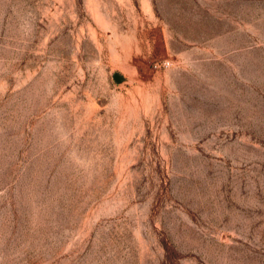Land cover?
Instances as JSON below:
<instances>
[{
    "label": "rangeland",
    "instance_id": "rangeland-1",
    "mask_svg": "<svg viewBox=\"0 0 264 264\" xmlns=\"http://www.w3.org/2000/svg\"><path fill=\"white\" fill-rule=\"evenodd\" d=\"M0 264H264V0H0Z\"/></svg>",
    "mask_w": 264,
    "mask_h": 264
},
{
    "label": "water",
    "instance_id": "water-1",
    "mask_svg": "<svg viewBox=\"0 0 264 264\" xmlns=\"http://www.w3.org/2000/svg\"><path fill=\"white\" fill-rule=\"evenodd\" d=\"M114 78H115L116 80H118V79L121 78V76H120L118 73H115Z\"/></svg>",
    "mask_w": 264,
    "mask_h": 264
},
{
    "label": "built area",
    "instance_id": "built-area-1",
    "mask_svg": "<svg viewBox=\"0 0 264 264\" xmlns=\"http://www.w3.org/2000/svg\"><path fill=\"white\" fill-rule=\"evenodd\" d=\"M167 63H168L167 61L163 62V64H167Z\"/></svg>",
    "mask_w": 264,
    "mask_h": 264
}]
</instances>
